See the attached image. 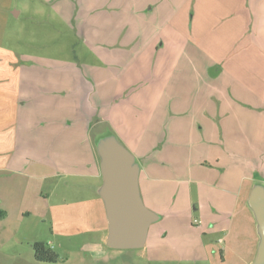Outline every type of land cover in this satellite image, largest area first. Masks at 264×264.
Returning <instances> with one entry per match:
<instances>
[{
  "label": "rangeland",
  "instance_id": "rangeland-1",
  "mask_svg": "<svg viewBox=\"0 0 264 264\" xmlns=\"http://www.w3.org/2000/svg\"><path fill=\"white\" fill-rule=\"evenodd\" d=\"M85 1L0 0V264H49L35 261L36 243L52 247L57 264H95L96 259L102 260L99 264H250L256 234L244 197L251 171L241 159L227 158L222 161L223 173L213 157L216 142L201 143L196 136L171 143L161 136L157 142L158 157L166 148L173 151L163 159L173 167L158 168L156 178H182L189 197L184 191L176 210H171V203L162 204L168 216L150 225L145 248L105 246V211L96 191L101 185L99 160L95 150L92 156L90 141L103 135L113 113L125 105L126 121L133 123L135 133H121L125 140L121 141L115 125L112 130L130 152L143 144L138 140L148 138L150 124L158 125L161 116L164 121L162 96L168 63L151 59L150 47L142 50L141 61H134L137 46L90 44L82 34L85 25L79 26L86 17L85 7L94 6ZM159 38L165 41L163 31ZM101 54L124 58L107 63L95 58ZM95 67L109 69L115 76L121 70V83L127 82L121 91L139 81L135 90L117 99L110 117L84 101V90H92L84 76ZM73 88L78 93L69 127L62 113L57 121L46 119L56 104H67L62 93L67 97ZM16 104L21 109L18 114L13 112ZM135 112L140 114L138 124L130 116ZM224 175L229 176L222 178L226 185H234V195L223 206L230 211V221L221 229L210 218L200 219L196 203L202 202L198 185L206 180L209 185H222L218 179Z\"/></svg>",
  "mask_w": 264,
  "mask_h": 264
},
{
  "label": "crops",
  "instance_id": "crops-1",
  "mask_svg": "<svg viewBox=\"0 0 264 264\" xmlns=\"http://www.w3.org/2000/svg\"><path fill=\"white\" fill-rule=\"evenodd\" d=\"M85 2H92L94 6L85 7L83 11L86 17L84 23L79 26L85 25L82 34L90 44L96 47L137 46V54L132 56L134 61H141L142 50L150 47L151 59L168 63L162 96L164 121H161V116L157 119L160 122L158 125L150 124L151 129H146L148 138H140L138 142L142 141L143 144L131 150L140 166L139 189L143 203L149 202L151 206L148 209L159 216L162 213L164 217L160 219L163 220L168 213L163 210L162 204L171 203V210H176V201L184 191L189 197V189L182 185V178H156L158 168L170 170L169 167H173L172 162L163 160L166 154L173 155V151L166 148L158 157L157 142L163 136L168 143L182 142L184 138L196 136L197 141L201 143L216 142L213 157L216 166L218 165L223 173L226 168L222 166V161L227 158L241 159L244 167L251 171V185L244 197L246 204L251 187L261 180L264 182V0ZM162 31L165 41L159 38ZM162 47H166L163 54L160 53ZM111 55L113 54L95 55V58L107 63L124 58H114ZM121 75V70L115 76L109 69L105 71L96 67L90 68L84 77L92 90H84L85 104L92 110L105 112L104 115L110 117V111L117 99L126 95L130 89L135 90L139 83H129L121 91L127 84L125 79L124 83H121ZM190 83H193L191 96ZM76 91L78 93L76 88L70 89L67 97L64 91L60 92L65 99L63 102L67 104H56L53 114H47L46 119L57 121L62 113L63 123L69 127L70 113L75 108ZM17 106L18 104L13 110L16 114L21 110L17 109ZM124 106L118 107L113 113L114 117L103 135L98 134L96 138L91 139L92 156L93 150L96 153L95 141L99 137L115 135L112 126L117 127V137L121 141H125L121 138V133H135L131 127L133 123L126 121ZM133 107H127L128 111L130 112V108L133 110ZM137 111H140V108ZM139 115L138 112L130 114L136 124L139 123ZM94 119L95 123L99 120L97 116ZM106 124L108 125V122ZM93 167L96 168V165L93 164ZM84 171L83 175L86 174ZM146 173L149 176H146ZM224 177L229 176H220L218 179V183L222 185L216 182L209 185L208 180L203 181L204 185H198V195L200 193L202 202L197 200L196 203L201 214L200 219L210 218L214 222L213 225L221 229L230 221L227 216L230 211L223 206L228 197L231 199V195H234L231 192L234 185H226V181L222 179ZM169 184L174 188L171 189ZM248 211L250 212L249 209ZM250 215L255 228L251 212ZM105 225L107 234V221ZM257 243L256 234V246ZM50 249L53 251L52 247ZM100 262L102 260H95V264ZM104 262L107 264V261Z\"/></svg>",
  "mask_w": 264,
  "mask_h": 264
},
{
  "label": "water",
  "instance_id": "water-1",
  "mask_svg": "<svg viewBox=\"0 0 264 264\" xmlns=\"http://www.w3.org/2000/svg\"><path fill=\"white\" fill-rule=\"evenodd\" d=\"M95 149L101 176L97 194L107 221L105 245L116 250L141 249L146 244L150 225L160 216L142 201L140 166L113 134L99 137L95 141ZM246 205L253 215L258 236L251 264H264V185L255 183L251 187Z\"/></svg>",
  "mask_w": 264,
  "mask_h": 264
},
{
  "label": "trees",
  "instance_id": "trees-1",
  "mask_svg": "<svg viewBox=\"0 0 264 264\" xmlns=\"http://www.w3.org/2000/svg\"><path fill=\"white\" fill-rule=\"evenodd\" d=\"M34 259L36 262L55 263L58 259L57 254L44 244L36 243L33 246Z\"/></svg>",
  "mask_w": 264,
  "mask_h": 264
}]
</instances>
